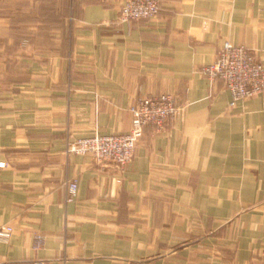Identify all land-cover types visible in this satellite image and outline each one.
Returning <instances> with one entry per match:
<instances>
[{
    "label": "crops",
    "instance_id": "1",
    "mask_svg": "<svg viewBox=\"0 0 264 264\" xmlns=\"http://www.w3.org/2000/svg\"><path fill=\"white\" fill-rule=\"evenodd\" d=\"M125 1L0 0V264H264V93L202 72L226 40L264 62V0ZM161 92L183 109L126 167L67 154Z\"/></svg>",
    "mask_w": 264,
    "mask_h": 264
},
{
    "label": "built area",
    "instance_id": "2",
    "mask_svg": "<svg viewBox=\"0 0 264 264\" xmlns=\"http://www.w3.org/2000/svg\"><path fill=\"white\" fill-rule=\"evenodd\" d=\"M159 0H126L120 9L119 21L149 19L159 16ZM202 72L212 81L223 80L230 90V106L239 100L264 93V62L257 59L251 48L226 40L217 53V58L202 67ZM183 106L176 102L168 92L151 93L140 96L130 106L132 125L123 133H94L69 140L67 154L91 155L98 163H113L120 168L126 167L134 158L138 142L145 134L147 125L155 130H163L171 124L182 111ZM7 162H0L4 167ZM79 183L72 179L67 184V201H74L78 194ZM14 231L11 224L0 226V240L8 241ZM42 236H38V243ZM6 264H42L30 261H10Z\"/></svg>",
    "mask_w": 264,
    "mask_h": 264
},
{
    "label": "rangeland",
    "instance_id": "3",
    "mask_svg": "<svg viewBox=\"0 0 264 264\" xmlns=\"http://www.w3.org/2000/svg\"><path fill=\"white\" fill-rule=\"evenodd\" d=\"M130 109V108H129Z\"/></svg>",
    "mask_w": 264,
    "mask_h": 264
}]
</instances>
